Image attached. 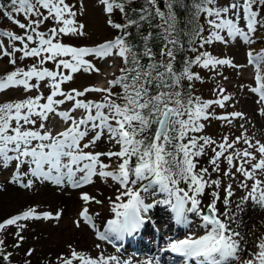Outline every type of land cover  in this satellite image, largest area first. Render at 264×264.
I'll return each instance as SVG.
<instances>
[{"label": "snow or ice", "instance_id": "1", "mask_svg": "<svg viewBox=\"0 0 264 264\" xmlns=\"http://www.w3.org/2000/svg\"><path fill=\"white\" fill-rule=\"evenodd\" d=\"M97 4L106 25L117 35L93 46L62 42L65 36L86 35V26L76 19L84 11L83 0L79 9L67 0L0 4V17L22 30L19 34L0 31V60L7 58L12 66L0 75V92H36L0 103V170L11 168L8 182L25 190L40 181L61 190L80 189L93 184L95 178L113 181L118 185L111 201L114 218L107 219L102 230L87 205L103 201L79 193L83 206L73 224L77 229L88 227L98 241L123 240L137 233L148 223L150 209L164 205L176 224L188 225L189 214H194L202 229V233L171 239L164 252L195 264H264V237L255 243L256 250L247 251L241 245L244 238L231 227L237 212L246 211L249 203L264 210V142L248 134L245 113H216V107L225 109L233 100L225 87L217 84L212 89L214 99L195 95V82L202 83L203 77L193 71L199 67L227 80L219 68L239 73L252 67L257 86L250 91L258 95L259 114L264 116V47H252L264 41V0H97ZM117 12L120 22L112 19ZM49 21L53 26L42 31ZM237 40L248 46L245 64L206 50L217 42ZM184 52L194 55L184 58L183 67L178 68V56ZM28 59L34 60L31 66H18V61ZM117 59L121 66L118 74L107 79V87H63L79 73L101 75L98 63L112 66ZM49 63L52 68L45 66ZM43 88L48 89L47 94ZM89 94H98L100 99H88ZM65 105L70 106L62 109ZM53 117L63 122V130L54 133L49 128ZM210 120L220 121L229 133L218 140L204 135L205 122ZM237 120L242 123L239 135H234L231 129ZM101 143L108 145L107 150H96ZM205 157L206 166L201 164ZM214 173L218 178H213ZM237 181L245 194L234 212ZM144 194L162 195L163 199L146 203ZM206 196L210 199L204 204ZM62 216L61 208L52 212L29 206L0 220V264H14L15 252L8 249L23 247L27 222L58 225ZM9 236L14 241L11 244ZM35 252L34 247L25 249L22 264H32ZM245 252L248 258L243 257ZM41 264L131 261L105 255L103 250L93 257L68 244L65 252L43 257ZM145 264H159V260L153 258Z\"/></svg>", "mask_w": 264, "mask_h": 264}, {"label": "rangeland", "instance_id": "2", "mask_svg": "<svg viewBox=\"0 0 264 264\" xmlns=\"http://www.w3.org/2000/svg\"><path fill=\"white\" fill-rule=\"evenodd\" d=\"M67 2L70 4H75L77 9L80 7V0H67ZM83 6V13H78L76 19L79 23H83L86 26V35L83 37L65 36L62 38V42L65 44H71L73 46H93L106 40L113 39L116 35L112 34L113 32L106 25L105 16L102 13L101 8L98 6L97 0H83ZM19 18L23 20L22 16ZM112 19L115 20V17L113 16ZM49 23L51 22L49 21ZM51 26H53L52 23ZM51 26L47 24L46 26L42 27L41 30L45 31L47 30V27ZM5 28L14 30L18 34L22 31L18 28H15V26L11 25L6 19L1 17L0 31L6 30ZM5 43H7L6 40ZM247 47L248 46L237 40L232 41L229 44L217 42L206 46V50L218 58H234V63L245 64V52ZM252 47L259 50V48L264 47V41L258 42ZM33 63L34 60L30 59V63L28 65L31 66ZM45 66L49 68L53 67L51 63ZM97 66L101 68V75H87L83 73L76 74L74 81L63 86L65 90L70 88L83 89L89 85H95L96 87L101 88L107 87V79H111L114 72L118 74V69L121 66V63L117 59L112 62V66H108L106 62H99ZM10 68L11 66L8 64L7 58L0 60V73ZM193 71L199 72L203 77L202 83L195 82L194 93L196 95H200L203 99H214L215 97L212 89L215 88L217 84L225 87L227 92L233 97V100L226 106L225 109L216 107V113L220 114L224 111H241L245 113L248 118V124L246 125V127L249 129L248 134L255 135L257 139H260L262 142H264V116L259 114L261 105L257 103L258 95L250 91V89L257 86L254 79V69L252 67H248L246 69L240 70L238 73L236 70L228 67L219 68L218 71L221 72L223 76H226L228 78L227 80L216 76L215 73L209 72L208 70L199 67H194ZM42 90L45 92V94H47V88H43ZM262 91H264V89H262ZM26 95H36V92L33 91L26 94L23 92V89H9L5 92H0V102L24 99ZM87 98L96 100L100 99L98 94H89ZM69 106L70 105L62 106V109H66ZM75 115L79 116L80 113L77 112ZM234 123L236 126L231 129V134L239 135V124L242 123V121L237 120ZM48 126L53 130L54 133L61 131L64 128L63 122L56 117L50 118L48 121ZM228 133L229 129L222 127V123L220 121L210 120L205 122V130L203 132L204 135H209L218 140L222 134ZM107 148V144L101 143L96 150L103 151L107 150ZM209 155H211L210 152ZM105 162L110 163L106 158ZM201 164L205 166L207 165L206 157L201 159ZM113 167H115L114 164ZM222 167H224V165H222ZM11 171V168L8 170H0V220L14 214H18L23 210H26L29 206H37L39 211L47 210L55 212L58 208L63 209V216L58 225L55 222L46 221L27 222L28 227L23 232V235L26 237L23 247L18 250L11 248L8 249L9 251L15 252V255L13 256L14 264H22L24 259L23 253L28 247H34L36 249L35 254L31 257L32 264H41L43 257L50 255L54 258L58 253L65 252L67 250L68 244H72L78 250L85 251L90 254L97 252V248L95 247V243L97 241L93 239V232L86 226L85 227L88 228V230L85 227L77 229L73 224V221L77 218L78 213L83 206L82 202L79 200V193L87 192L91 196H95L97 199L103 201V204L98 205L91 203L90 205H87L89 207L90 213L94 216V220L95 217L100 216L99 223H101V219L104 217L107 218L108 215L114 218V214L111 211V201L115 199V195L117 194L116 188L118 185L114 184V182L111 180H108V182L105 183L101 179L95 178V182L93 184L86 185L82 187L79 192L75 193V201L71 203L70 206L64 205L62 207V204L57 205L56 203L52 202V199L49 198V194L53 189L51 186H54L53 184L40 181L35 184L33 189L25 190L8 182L11 178ZM213 178H218L217 174L214 173ZM225 183H227L226 180ZM47 189H49L48 191L50 192H42L43 190L47 191ZM244 194V191L238 186V181L234 182V197L232 206L239 202L238 200ZM222 196L223 193H221V197ZM202 199L204 204H207L210 198L206 196ZM147 202L149 203V201ZM263 214L264 210L261 209V212L259 213V224L254 225L251 231L248 232L250 236L248 239H246V241H248L249 247L255 245L254 243L258 242L260 237H264ZM255 218H257V216ZM156 228L160 230L158 226ZM10 231H12V229H10ZM196 233H202V230H199ZM7 242L9 244L13 243V238L9 236ZM241 244L243 245L244 242L242 241ZM105 245H108L111 248L112 253L117 252L114 245L109 241H106ZM166 246L167 243L161 244L157 249L156 255H159L162 249H164ZM122 250H124V252L128 255L131 254L128 249L126 251V249L121 248V251ZM155 258L158 259L156 256Z\"/></svg>", "mask_w": 264, "mask_h": 264}, {"label": "bare ground", "instance_id": "3", "mask_svg": "<svg viewBox=\"0 0 264 264\" xmlns=\"http://www.w3.org/2000/svg\"><path fill=\"white\" fill-rule=\"evenodd\" d=\"M51 187L53 188L51 192L48 191L49 189H47V191L43 190L42 192H50L49 198L52 199V202L56 203L57 205L62 204V207L64 205L70 206L71 203L75 201V196H76L75 193L81 190V188L78 190L77 189L73 190L68 187L67 188L65 187L66 189L63 188L61 190L60 188H57L55 185ZM144 195H145L146 203H148L147 201H149V203H152L153 199L163 198L162 195L157 197H153L148 194H144ZM218 206L220 207L221 211H223V204L221 203ZM235 206L236 204L232 206L234 212L236 211ZM168 210L170 209L164 205H158L157 207H153L152 209H150L148 213L150 219L146 224V226L141 228L137 233L131 236H126L123 238V240H119L120 243L123 245V248L128 249L131 252L130 255L126 254L124 250L121 251V249L119 250L118 253L117 252L112 253L111 248L108 245H105L106 241H98L93 237V235H92L93 239L97 241L95 244L99 243L101 245V248L97 249L96 253L92 252L93 254L91 255L95 257L101 250H103L105 255H118L122 259H127L131 261V264H145L146 261L155 258L157 251L156 249L158 245H161L163 243H168L171 239H182L189 233H193V232L196 233L197 231L202 230L198 227L199 218L196 217L194 214H189L190 223L188 225L186 226L178 225L175 222L173 214L171 212L169 213L165 212ZM260 212H261L260 208L255 207L251 203H249L246 207V211H244L243 213L237 212V219L235 222L231 224V227L235 231L239 232L241 236L245 239V240L244 239L241 240V242L242 241L244 242V244L241 245L247 251L256 250L254 245L251 247L248 246V241H246V239L249 238L250 235L248 232L251 231L252 227L256 224H259L258 222L260 219L259 217ZM256 216L257 218H255ZM169 217L171 218V220ZM111 218L113 217L108 215L107 218L106 217L102 218L101 223H99L100 216L95 217V221L96 223H98L97 227L101 228L102 230L106 220ZM154 218L156 223L153 222ZM156 224L160 230L156 228ZM86 229L88 230V228ZM115 240H116L115 238L110 239V243L113 244ZM242 255L244 258H248L246 252L243 253ZM158 260H159V264H195L194 261L185 262L183 258L179 256H175L173 253H169V252L167 253L164 251L160 253Z\"/></svg>", "mask_w": 264, "mask_h": 264}, {"label": "trees", "instance_id": "4", "mask_svg": "<svg viewBox=\"0 0 264 264\" xmlns=\"http://www.w3.org/2000/svg\"><path fill=\"white\" fill-rule=\"evenodd\" d=\"M7 2H8V0H0V4H6ZM134 6H135V5H134ZM114 17H115V21L120 22L121 17H120V14H119L118 12L114 15ZM0 18H1V17H0ZM47 24H49V26H51V23L47 22ZM5 29H6V30H10L9 28H5ZM109 29L113 32L112 34L117 35V32H116L114 29H112V28H110V27H109ZM134 36H135V33H134ZM191 55H194V54H192V53H188V52L181 53V54L178 56L177 67H178V68H182V67H183V64H182L183 59L186 58L187 56H191ZM29 63H30V59L25 60V61H23V62H19V61H18V66H20V67L29 66V65H28ZM10 66H11V65H10ZM11 70H12V66H11L10 69H7L6 71L0 73V75L6 73V72H8V71H11ZM116 91H118V89H117ZM194 94H195V93H194ZM195 95H196V94H195ZM0 103H5V102H0Z\"/></svg>", "mask_w": 264, "mask_h": 264}]
</instances>
